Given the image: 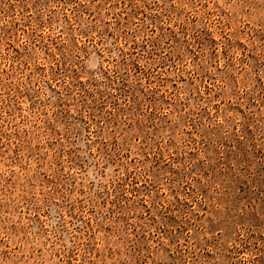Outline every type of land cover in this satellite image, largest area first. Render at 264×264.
I'll return each instance as SVG.
<instances>
[{
	"label": "rangeland",
	"instance_id": "obj_1",
	"mask_svg": "<svg viewBox=\"0 0 264 264\" xmlns=\"http://www.w3.org/2000/svg\"><path fill=\"white\" fill-rule=\"evenodd\" d=\"M0 264H264V0H0Z\"/></svg>",
	"mask_w": 264,
	"mask_h": 264
}]
</instances>
